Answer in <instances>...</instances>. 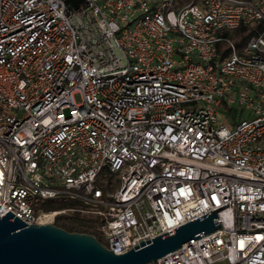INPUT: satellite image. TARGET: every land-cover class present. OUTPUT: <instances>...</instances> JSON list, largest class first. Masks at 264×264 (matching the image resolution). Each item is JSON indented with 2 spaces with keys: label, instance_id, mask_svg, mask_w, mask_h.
Wrapping results in <instances>:
<instances>
[{
  "label": "built area",
  "instance_id": "obj_1",
  "mask_svg": "<svg viewBox=\"0 0 264 264\" xmlns=\"http://www.w3.org/2000/svg\"><path fill=\"white\" fill-rule=\"evenodd\" d=\"M224 205L157 264H264V0H0V216L121 254Z\"/></svg>",
  "mask_w": 264,
  "mask_h": 264
},
{
  "label": "water",
  "instance_id": "obj_2",
  "mask_svg": "<svg viewBox=\"0 0 264 264\" xmlns=\"http://www.w3.org/2000/svg\"><path fill=\"white\" fill-rule=\"evenodd\" d=\"M199 216L115 254L96 237L67 232L53 223L26 224L10 211L0 216V264H157V260L215 231L216 211Z\"/></svg>",
  "mask_w": 264,
  "mask_h": 264
},
{
  "label": "trees",
  "instance_id": "obj_3",
  "mask_svg": "<svg viewBox=\"0 0 264 264\" xmlns=\"http://www.w3.org/2000/svg\"><path fill=\"white\" fill-rule=\"evenodd\" d=\"M79 1V0H78ZM179 4L182 2H189L190 0H178ZM259 25V24H258ZM261 28V25H259ZM253 34L250 25L241 24L233 30H226L224 35L233 41L237 48H241L248 37ZM74 205L73 202L62 203L55 201H45L40 204L44 210L61 209L66 206ZM54 225L64 229L67 232L87 233L92 234L96 239L104 244L105 240L95 229V221L92 218L81 216L78 212L66 213L57 215L53 222Z\"/></svg>",
  "mask_w": 264,
  "mask_h": 264
},
{
  "label": "rangeland",
  "instance_id": "obj_4",
  "mask_svg": "<svg viewBox=\"0 0 264 264\" xmlns=\"http://www.w3.org/2000/svg\"><path fill=\"white\" fill-rule=\"evenodd\" d=\"M75 99L78 101V100H79V96H78V95H75ZM216 264H225V263H223V262H218V263H216Z\"/></svg>",
  "mask_w": 264,
  "mask_h": 264
}]
</instances>
